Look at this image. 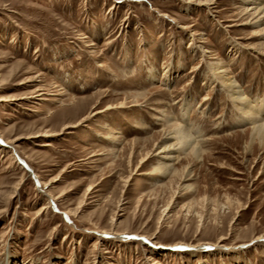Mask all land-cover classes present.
<instances>
[{"label": "rangeland", "instance_id": "374dc122", "mask_svg": "<svg viewBox=\"0 0 264 264\" xmlns=\"http://www.w3.org/2000/svg\"><path fill=\"white\" fill-rule=\"evenodd\" d=\"M247 5L0 0V264H264V137L212 69L264 99Z\"/></svg>", "mask_w": 264, "mask_h": 264}, {"label": "bare ground", "instance_id": "6f19581e", "mask_svg": "<svg viewBox=\"0 0 264 264\" xmlns=\"http://www.w3.org/2000/svg\"><path fill=\"white\" fill-rule=\"evenodd\" d=\"M200 3V1H198ZM245 2V1H244ZM247 9L251 11L247 14L252 15L258 21L264 22V0H246ZM202 4V3H201ZM245 11V10H244ZM214 70V76L220 81L222 85L228 89L229 97L233 102H235L239 110L238 121L243 123L252 124L251 131L259 137H264V99L257 103V100H249L245 93L238 87L237 82L228 75V71L224 66L215 65L212 67ZM72 126V125H67ZM174 133V132H173ZM175 137H180L183 141L187 142L191 150L199 151L202 145V140H199L198 137H192L185 129L177 130L175 132ZM183 135V136H182ZM173 145V144H172ZM172 145H169L171 147ZM166 150H170L165 148ZM172 155L166 153L161 158L163 161L158 162L156 169L168 172L166 170L170 169V164L165 161L172 159ZM25 165L24 163H22ZM27 169H31L28 165L25 166ZM32 172V171H31ZM223 239V238H222ZM221 239V240H222ZM264 236H257L254 240H263Z\"/></svg>", "mask_w": 264, "mask_h": 264}, {"label": "snow or ice", "instance_id": "6c2138e0", "mask_svg": "<svg viewBox=\"0 0 264 264\" xmlns=\"http://www.w3.org/2000/svg\"><path fill=\"white\" fill-rule=\"evenodd\" d=\"M0 143H3V141H2V140H0ZM140 239H143V237H141Z\"/></svg>", "mask_w": 264, "mask_h": 264}]
</instances>
